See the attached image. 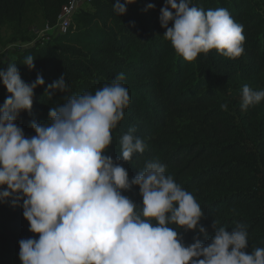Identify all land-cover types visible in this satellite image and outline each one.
Instances as JSON below:
<instances>
[{"label":"trees","instance_id":"1","mask_svg":"<svg viewBox=\"0 0 264 264\" xmlns=\"http://www.w3.org/2000/svg\"><path fill=\"white\" fill-rule=\"evenodd\" d=\"M31 1L41 9L48 27L56 24L68 3ZM115 2L91 0L90 10L80 6L64 33L23 48L10 61L25 83L34 82L38 74L44 80L34 89L31 114L22 112L15 123L32 136L33 119L46 122L51 107L73 95L94 94L123 73L121 82L130 103L112 130L105 154L115 161L121 137L134 128L145 151L134 154L128 163L120 160L129 179L147 162L159 160L166 166L165 174L200 204L204 215L199 224L209 237L200 236L202 243H210L214 222L229 232L237 224L245 225L246 252L264 247V100L241 108L244 85L264 90V0H192L205 11L226 9L243 26L245 41L244 52L237 58L210 50L191 62L177 55L163 36L159 15L165 0H134L120 16L113 10ZM149 3L155 8L145 11ZM27 4L28 0H0V26L13 22L20 27ZM29 55L35 57L32 70L23 65ZM61 76L67 90L46 93L48 85ZM8 95L0 84V105ZM123 194L137 205L142 202L138 186ZM20 204L0 203V264H21L18 242L38 239V234L29 232ZM176 230L185 245L197 235Z\"/></svg>","mask_w":264,"mask_h":264},{"label":"clouds","instance_id":"2","mask_svg":"<svg viewBox=\"0 0 264 264\" xmlns=\"http://www.w3.org/2000/svg\"><path fill=\"white\" fill-rule=\"evenodd\" d=\"M131 3L116 0L113 10L123 15ZM154 8L149 3L145 11ZM159 23L186 61L210 50L227 58L244 52L243 26L226 9L205 11L192 0H165ZM34 59L27 56L23 65L32 70ZM123 78L119 73L94 94L67 97L50 108L46 122L33 119L34 135L26 136L15 121L22 112L31 114L34 89L44 80L38 74L25 83L15 63L0 70V84L9 94L0 105V203L16 207L22 201L28 230L38 234V239L18 242L21 264H264V247L245 251V225L229 232L213 222L210 243H202L200 236L209 237L199 224L204 215L200 204L165 174L159 160L147 162L129 179L120 160L128 163L145 151L134 128L121 137L115 161L105 154L130 103ZM67 87L61 76L46 93H64ZM262 100L264 90L243 86L242 109ZM133 186L142 197L139 205L123 194ZM176 229L195 232L193 243L185 245Z\"/></svg>","mask_w":264,"mask_h":264},{"label":"rangeland","instance_id":"3","mask_svg":"<svg viewBox=\"0 0 264 264\" xmlns=\"http://www.w3.org/2000/svg\"><path fill=\"white\" fill-rule=\"evenodd\" d=\"M90 10L89 4L80 7ZM59 30H49L43 17L41 9L31 0H28L20 27L13 22H7L0 26V69L7 64L25 47L42 45L52 34Z\"/></svg>","mask_w":264,"mask_h":264},{"label":"built area","instance_id":"4","mask_svg":"<svg viewBox=\"0 0 264 264\" xmlns=\"http://www.w3.org/2000/svg\"><path fill=\"white\" fill-rule=\"evenodd\" d=\"M91 0H68V3L63 6L57 22L54 26L48 27L49 30L55 31L56 29L59 30L58 33H64L67 28L70 26L73 15L76 13L77 9L85 4L90 3Z\"/></svg>","mask_w":264,"mask_h":264}]
</instances>
